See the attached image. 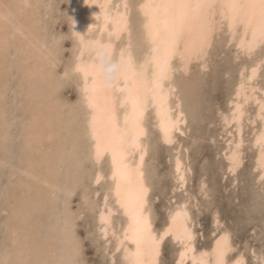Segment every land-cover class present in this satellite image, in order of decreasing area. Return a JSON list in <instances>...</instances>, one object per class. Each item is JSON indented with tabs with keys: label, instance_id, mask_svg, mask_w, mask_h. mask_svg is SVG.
<instances>
[{
	"label": "bare ground",
	"instance_id": "6f19581e",
	"mask_svg": "<svg viewBox=\"0 0 264 264\" xmlns=\"http://www.w3.org/2000/svg\"><path fill=\"white\" fill-rule=\"evenodd\" d=\"M57 1L58 0H0V77L2 79L5 74L4 70L9 64L14 65V67L19 70L20 83L17 93L21 96L25 110L22 114V120H20V126L23 132V148L20 150L21 156L19 163L14 165L15 171L12 172L13 179L11 180L14 185L16 182L18 183H16L17 186L11 187L13 190H11V193L14 195V202L13 205L11 204L12 210H8L14 215L12 217L14 221L12 222H15L16 219L18 220V215L20 214L19 221L22 219V225L20 224L21 227H19L23 229L22 233H18L17 228L19 227L15 226L16 222L14 223L15 227L12 226V238L11 236L10 238L12 241L11 255L13 258L11 262H13V264H62L61 254L59 253V251L61 252L62 250L65 251V261L68 264H72L75 258L77 242L72 233L73 223L69 217L71 215H69L67 211L71 198L74 196L79 185L84 182V174L82 172L84 161L91 160L95 165V170L90 176L91 184L98 185L96 183L97 177H100V183L105 181L106 184L103 190V196L105 194L109 195L108 208L112 210L114 215L117 212L120 215V219L117 220L115 224L114 215L111 217V225L108 228L107 234L101 231L102 226L100 224L99 213L104 211L102 196L101 202L96 207L98 208L96 212L97 228L102 237H108L109 239L111 236L114 238V250L112 251L115 253L118 252L116 249L119 247L122 257L121 260H123L122 264H127L124 248L133 250L134 245L128 242H125L123 245L120 244V240L123 239L122 232L127 226V219L118 209L114 196L109 192V189L112 187V181L110 179L112 172L111 156L107 153H103L99 159L96 158V141L93 138L90 128V120L93 113L87 106L84 98V88L91 84V77L85 78L81 72H77L75 69L78 65H88L91 63H99L100 61V50L96 48L83 49L79 42L81 36H83L86 41H99L100 44L105 46L110 44L114 60H118L119 51L121 49H127L130 43L131 52L135 61L138 64L143 63L149 56L152 48L146 36L144 18L140 7L145 3V0H136L135 2L133 0H69L67 14L69 19L68 26L73 38V50L72 58L62 70V73L57 72V66L61 61L60 56H62V39L59 37L60 35L56 37L55 33L52 34L48 29L49 21L54 19ZM125 5H127V9H125ZM125 12L127 15L129 32L117 37L112 20L118 13ZM217 20H219L218 16ZM220 31L228 33L229 37L227 41L230 43L234 42L237 49L240 50V53H245L244 49L239 45L242 40L250 39V37L245 38L242 29L231 32L227 26H218L217 30L214 31L209 38V46L205 49V54L197 57L196 49L200 41L201 27L199 22L194 20L190 24L189 30L186 32L184 38L189 43L190 54L185 55L183 58L180 56L174 57L170 61V78L163 82V95L166 97V105L170 109L172 118H180L182 114V119L178 125V131L180 132H183L182 126L188 119H186L188 115L181 99L176 94L178 85L177 81H175V74L177 71L188 73L191 71L192 63L196 60L204 62L213 46L215 35L217 33L219 34ZM109 32L113 34L110 36ZM258 48L259 46L256 49ZM181 51H183V44L181 45ZM205 64L207 65V62ZM263 64L264 56H260V58L248 68L244 67L242 69L243 71L240 73L239 80L229 100V113L224 116L226 127L234 124V129H236L235 134H233L232 131H228L231 137L224 149L228 161V169H230L233 167L230 159L233 152L239 153V166L242 164L243 160L241 153L245 141L242 122L248 113L247 106L250 103L256 105L255 112L252 116V122L257 123V121L260 120L261 125L253 138V144L257 146L254 168L259 169L258 172L260 177L264 175V144L261 143L262 138H264V110H262L264 109V86L256 84L255 82ZM71 78H73L75 82L77 81L78 92L75 105L73 106L72 104V108L70 107L71 105H69L71 110H69V108L67 110V100H63L64 102L61 100L60 89L65 84V80L68 81ZM242 85L243 87H241ZM5 88L7 87L3 81H0V165H3V162L7 160L5 153H7L9 149L8 141L11 131L10 127H12V118H10L11 113H9L10 110L7 107L8 105L6 106V101H4ZM99 103L103 105L102 98L99 100ZM237 106H239V110L242 111L244 115L238 122H233L232 113L237 111ZM97 115L102 116L103 114L98 113ZM116 115L122 126L124 119L123 109L117 108ZM150 122L158 134L159 141L164 144H169L165 142L164 133L160 127V119L157 115V109L151 104L144 114V127L147 135L143 141V146L146 150L143 161V172L145 184L149 189L147 214L152 221L153 231L158 235L167 227L169 217L177 210V206L183 204L188 205V200H183L175 205V207L171 208L169 215L167 214L168 219L166 222L164 221L165 224L163 227L156 228L157 225L155 226L153 220L154 212L149 202V193H151L152 183L150 180L151 178L148 177L149 169L147 168H149V165L146 164L147 155L151 146L148 139ZM176 132L177 131L172 133L173 143L175 141V135H177ZM139 155V153L134 154L130 158L129 163L132 165L139 163ZM181 156L176 154L173 157L172 169L179 186L181 185L180 177H183L182 186H184L188 168L185 166V160H183ZM17 161L13 162L17 163ZM103 163H106L105 167H102ZM178 165L179 171H177ZM238 167L232 172L236 171ZM7 184H9V182ZM86 187L88 190L84 194V199L85 201H89L97 196L96 193L98 190L92 191L89 189V186ZM204 187L203 185L202 189H204ZM60 200H63L65 207L62 211L60 210L62 212H59L61 213L58 214L60 216L55 218L57 213L56 206ZM91 205L96 204L93 202ZM54 207L56 210H54ZM187 210L191 216L189 209ZM43 211L49 213L50 224L52 223L51 221H56V223L54 222L55 224H47V226H51L49 228L44 226L46 230L44 231L42 229V231L45 232L46 236L40 231V227H38L39 225L37 223L38 220H36L38 213H42ZM8 217L10 216L8 215ZM192 220L191 218L189 227L192 229L194 236H196ZM19 221L17 222L20 223ZM8 222L7 224H9ZM47 228L49 229L48 232ZM113 233L115 234L113 235ZM224 236L228 237V242L233 249L228 231H223L214 238L211 245L207 248L198 250L195 246V242H193L196 249V259L199 260L200 253L202 252L211 253L216 245V241ZM111 244L113 243L111 242ZM162 246L163 243L161 244V253ZM182 251H184V249L179 244V248L176 252L177 264H181L180 253ZM192 256V253L185 255L182 264H186L187 262L193 264ZM208 259H212V257L209 256ZM226 259L228 264H237L240 260H243L245 264V258L242 254L235 255L233 258L227 256ZM7 260L8 259L1 260L0 264H10ZM117 261L119 262V260ZM261 264H264V261Z\"/></svg>",
	"mask_w": 264,
	"mask_h": 264
},
{
	"label": "rangeland",
	"instance_id": "374dc122",
	"mask_svg": "<svg viewBox=\"0 0 264 264\" xmlns=\"http://www.w3.org/2000/svg\"><path fill=\"white\" fill-rule=\"evenodd\" d=\"M57 2L54 19L49 21L48 29L52 34L55 33L56 37L60 35L59 37L62 39V56H60L61 61L57 66V72L62 73V70L72 58L73 38L68 26L69 0H58ZM217 34L204 62L196 60L191 65V71L188 73L177 71L175 74V81L178 85L176 94L181 99L188 115L186 116V119H188L182 126L183 132H176L174 143L164 144L159 141L158 134L150 122L148 139L151 146L146 159V164L149 165V168H147L149 169L148 177L151 178L152 183L149 202L154 212L155 226L157 225L156 228H162L168 219L170 209L179 202L188 200V209L196 232L194 242L198 250L209 247L219 233L228 231L233 246V250L228 255L229 258L242 254L245 258V264H261L264 261V179H262L264 175L260 177L259 169L254 168L257 146L253 144L254 135L260 127L261 121L252 122L256 105L250 103L247 106L248 113L242 122L243 137L245 139L241 153L243 161L237 170L232 172L228 169L224 149L231 137L228 131L235 134L236 129H234V124L226 127L224 116L229 113V100L239 80L240 73L243 71L242 69L244 67L248 68L260 56H264V48L259 47L250 55L242 54L234 42L227 41L228 33L220 31L219 36ZM4 71L5 74L2 79L0 77V81H3L7 87L5 88L4 98L6 100L4 99V101H6V106L8 105L9 113L12 114H10L12 127H10L8 141L9 149L7 153L9 154L5 153L7 160L3 162V165H0V215H2L0 216V261L8 259L7 261L13 264L11 262L13 258L11 255V230L12 226L21 227L22 219L19 221V214L14 226L15 222H12L14 221L12 219L14 215L8 210L12 208L14 202V195L11 190L18 183L16 182L14 185L11 180L13 179L12 172L15 171L14 165L19 163L20 150L23 148V132L20 120H22V114L25 110L21 96L17 93L20 83L19 70L14 65L9 64ZM70 80H65V84L60 89L61 100H67V110L68 108L71 110L75 105L78 92L77 81L75 82L73 78ZM255 83L264 86V64L260 68ZM69 105H71V108ZM176 154L182 155L185 166L188 168L186 183L182 187L177 183L172 169V160ZM13 161H17V163ZM105 164L103 163L102 167H105ZM94 170L95 165L93 162L85 160L82 170L84 182L79 185L71 198L68 206L69 212L67 211L71 215L68 216L73 223L72 233L77 246L81 249L78 257L79 264H122L120 251L116 253L112 251L114 250V238L111 236L109 239L108 237H102L97 228L96 212L98 208L96 207L101 202L106 183L102 181L98 184L99 186L91 184L90 176ZM8 182L9 184H7ZM203 185L205 186L204 189H202ZM86 186H89L92 191L98 190L100 196L85 201L84 194L88 190ZM93 202L96 205H91ZM64 204L63 200L58 201L55 218L62 213L61 211L65 207ZM56 208L54 207V210ZM43 212L38 213L36 220H38L40 231L45 235L44 231L46 229H44V226L55 224L56 221H51L50 224L49 213ZM119 216L118 212L115 213L114 224L120 219ZM20 227L17 228L18 233H22L23 228L20 229ZM178 248L179 244L177 242L171 237L166 238L162 246L160 263L177 264L176 252ZM59 253L61 254L62 264H68L64 258L65 251L61 250Z\"/></svg>",
	"mask_w": 264,
	"mask_h": 264
},
{
	"label": "snow or ice",
	"instance_id": "6c2138e0",
	"mask_svg": "<svg viewBox=\"0 0 264 264\" xmlns=\"http://www.w3.org/2000/svg\"><path fill=\"white\" fill-rule=\"evenodd\" d=\"M140 7L146 36L152 45L143 63L135 61L130 43L127 49L119 51L118 60H114L110 44L105 46L99 41H86L81 36L79 42L83 49L100 50V61L78 65L75 69L85 78L91 77V84L84 88V98L93 113L90 128L96 141L95 155L97 159L103 153L111 156L112 187L109 192L127 219L120 244L128 242L134 245L133 250L124 248L125 260L127 264H160L161 244L171 237L184 249L180 253L181 264L183 257L189 253L193 254V264H228L226 257L233 249L227 236L216 241L211 253L202 252L199 260L196 259L195 236L189 227L191 216L187 204L177 206L162 232L157 235L153 231L147 214L149 189L143 172L146 153L143 141L147 135L144 114L150 104L155 107L165 142L173 143L172 133L179 130L182 114L180 118H172L163 95V82L170 78V61L174 57L183 58L190 54L189 43L184 39L190 24L195 20L201 27L197 57L205 54L209 38L218 26H227L231 32L242 29L244 37L250 39L242 40L239 46L250 55L258 46L264 48V0H145ZM112 24L117 37L129 32L126 12L118 13ZM112 34L109 32L110 36ZM101 98L103 105L99 103ZM117 108L124 111L122 126L116 115ZM98 113L103 115L98 116ZM243 115L237 106V111L232 113L233 122H238ZM261 143L264 144V138ZM136 153L140 154L139 163L132 165L129 160ZM230 159L233 167L229 171H233L239 166V153L233 152ZM180 181L182 187L183 177ZM96 183H100V177L96 178ZM96 195L99 197L100 193ZM108 200L109 195L105 194L104 211L99 213L101 231L105 234L114 215L108 208ZM116 250L120 251V248ZM80 251L77 246L72 264H79ZM209 256L212 259H208ZM237 264H244V261L240 260Z\"/></svg>",
	"mask_w": 264,
	"mask_h": 264
}]
</instances>
